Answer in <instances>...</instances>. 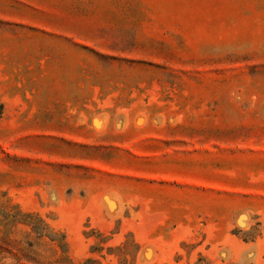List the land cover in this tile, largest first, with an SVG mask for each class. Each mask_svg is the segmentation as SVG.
Wrapping results in <instances>:
<instances>
[{
  "label": "rangeland",
  "instance_id": "rangeland-1",
  "mask_svg": "<svg viewBox=\"0 0 264 264\" xmlns=\"http://www.w3.org/2000/svg\"><path fill=\"white\" fill-rule=\"evenodd\" d=\"M0 264H264V0H0Z\"/></svg>",
  "mask_w": 264,
  "mask_h": 264
}]
</instances>
